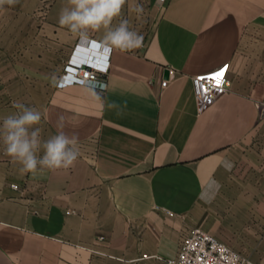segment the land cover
Returning a JSON list of instances; mask_svg holds the SVG:
<instances>
[{"label":"crops","instance_id":"0c3cea01","mask_svg":"<svg viewBox=\"0 0 264 264\" xmlns=\"http://www.w3.org/2000/svg\"><path fill=\"white\" fill-rule=\"evenodd\" d=\"M138 2L124 16L143 44L110 52L103 92L57 86L82 41L58 22L66 0L0 11V120L36 107L47 137L63 113L80 150L34 175L0 141V264H161L142 252L174 255L194 225L264 264V0ZM226 61V92L197 111L192 75Z\"/></svg>","mask_w":264,"mask_h":264},{"label":"clouds","instance_id":"9594fccd","mask_svg":"<svg viewBox=\"0 0 264 264\" xmlns=\"http://www.w3.org/2000/svg\"><path fill=\"white\" fill-rule=\"evenodd\" d=\"M20 0H0V11L14 7ZM143 18L144 6L138 0H66L59 11L58 22L82 41H90L92 34L100 33V43L108 51H132L143 44V36L124 16L125 7ZM52 84H56L53 77ZM101 108L115 110L123 115V108L115 101H106L101 93L91 90ZM103 91V86H102ZM16 109L0 120V141L5 153L21 165L22 173L60 170L73 167L80 156L79 134L66 131L71 117L61 113L56 117V132L45 137L44 115L36 107L13 101Z\"/></svg>","mask_w":264,"mask_h":264},{"label":"built area","instance_id":"2783aa9c","mask_svg":"<svg viewBox=\"0 0 264 264\" xmlns=\"http://www.w3.org/2000/svg\"><path fill=\"white\" fill-rule=\"evenodd\" d=\"M110 52L100 41L93 38L87 42H76L59 74L57 86L79 83L93 86L103 92L107 85L106 73ZM228 64L226 61L192 75L197 111L204 110L226 92L229 85ZM166 82L167 79H163L161 84L165 85ZM12 186L18 185L13 183ZM165 211L173 214L169 209L165 208ZM141 257H153L161 264H255L249 256L197 225L183 230L174 255L142 252Z\"/></svg>","mask_w":264,"mask_h":264},{"label":"water","instance_id":"95a60500","mask_svg":"<svg viewBox=\"0 0 264 264\" xmlns=\"http://www.w3.org/2000/svg\"><path fill=\"white\" fill-rule=\"evenodd\" d=\"M168 72H169V69H168V68H165V69H164V74H165L166 76H167Z\"/></svg>","mask_w":264,"mask_h":264}]
</instances>
